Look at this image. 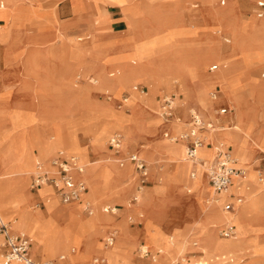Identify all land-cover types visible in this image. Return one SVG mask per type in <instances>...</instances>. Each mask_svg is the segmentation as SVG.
I'll use <instances>...</instances> for the list:
<instances>
[{"label":"rangeland","instance_id":"1","mask_svg":"<svg viewBox=\"0 0 264 264\" xmlns=\"http://www.w3.org/2000/svg\"><path fill=\"white\" fill-rule=\"evenodd\" d=\"M60 1L42 0L41 3L43 5L44 3H48L50 6L37 7L39 10L33 13L32 17L20 20L22 26L16 39L10 36L14 21L11 18L5 17L4 9L0 10V24L2 26L0 28V69H3L4 65H8L19 55L15 48L24 42L23 31L26 30L31 33L34 28L38 32H41L47 28L48 24H60V17H58L57 13ZM72 1L74 11L80 12L79 10L81 9L77 6L78 0ZM91 1L95 7L94 23L96 25L94 30H91L92 32L78 33L76 37H69L63 29L59 28L56 31L54 42L47 44L46 40L33 41L34 47H37L39 50L35 51L33 49L28 63L30 65L29 72L34 74L39 83L35 91L52 97L34 95L32 87H35L36 81L34 79H24L26 76L19 75L20 71L17 75H10L9 77L5 75L3 78L0 74V93L4 83H9L12 91L8 96L0 97V106L5 110L14 109L12 112L0 109V174L4 173L5 176L14 177L16 170L10 169L15 165L11 166L6 164V162L13 161L17 163L18 155L21 153L22 148L25 149L27 146L29 132L32 130H36L37 132L43 131L44 141L56 143L58 146L49 157H44L38 146H31L33 152L32 163L28 170L23 173L25 191L30 193V202L26 204V208L30 212L37 209L45 211L48 204L52 201L53 203L55 202L57 209L51 213V216L49 213L47 215L51 217L54 225L61 229H64L70 221L67 213L69 210L68 206L71 204L78 203L80 218L85 223L91 221L93 216L100 213L103 222L106 224L102 225V228L99 226L101 229L95 234L97 248L95 253L90 256L87 264H92L95 258H106L105 253L113 251L117 246H119V253L116 259L111 263L107 260L106 263L103 262L102 264H172L174 261L180 259L182 255H187L188 252L194 250L198 251L194 255L200 257L196 258L193 255H189L188 258L193 264H197V262H202L201 264H220L224 261H227L225 264H231L237 261L240 254L220 260V256L229 251L214 253L207 247L201 248L203 245L202 238L210 232H213L217 237V242H228L240 236L237 217L235 219L237 233L234 236L223 237L219 234V230L223 226L221 223L224 219L221 207H219L223 213L221 218L212 217L209 213L207 221H212L211 223L207 224L206 221L203 222L201 219H197L194 224L190 225L185 234L181 235L178 232H173V228L176 225L174 219L178 218L181 214L185 204L193 202L188 196L191 197L193 194V184L197 182L201 175L197 169V176L192 177L194 168L185 158L187 157L185 143L180 141V139L176 142L171 141L164 134V132L169 131L170 135L178 136L187 129L184 119L180 122H170V125L175 127V131L172 132L167 129L166 124L163 123L165 122V118L162 115L161 109L163 97L171 95L172 92L178 94L182 92V88L186 97L184 99L176 97L175 101L178 105L186 103L189 92L185 89V80L178 74L175 77L180 81L171 79L165 85L163 83L165 79H161L162 74L159 75L160 77L154 76V79L161 83V85L157 86L154 99L151 96V87L154 85V79L149 74H141L131 80L125 88L123 87V84L128 81L127 74L130 71H143L141 66L153 63L156 58L163 56H165L163 60H166V63L167 61L169 63L174 62L173 65L176 64V67L180 71H183L182 63L188 62L187 65L193 69V74L187 73L185 76L192 79L196 78L198 71L201 69L202 62L197 68L194 62L202 60V54L207 52V50L202 51L199 49L200 43L196 42L193 38L196 36L199 28L196 23L182 25L180 22H173V24L168 22L167 18L162 17L154 8L160 0H131L128 3H124L123 0H109V3H104V0ZM201 1L204 3H214L215 6L223 10L230 7L231 10V19L226 23L219 22L217 29L213 28L212 30L214 35H218L221 41L228 40V43L225 42L228 48L225 47L226 54L223 52V57L219 61L215 60V58H204L203 62L205 71L208 72L207 76L219 73L223 66L224 69L231 68L230 56H233L232 60H235V62L241 61L242 68L234 71L231 75L230 90L234 94V100H231L226 95L222 85L210 83L199 92L197 106L201 110L207 109L210 118H217L215 115L216 111L210 108L212 101L209 97L210 90L216 85L220 86L222 94L230 101L229 105L233 106L232 109H234V105L236 106L237 103L240 104L242 99L247 98L248 100V97L250 102H254L256 112L261 111L263 117L260 125L254 126L252 121L257 120L258 117L255 116L253 108L250 107L252 116L250 120L251 131L254 133L263 131L261 137L263 149L253 143L243 153L237 150L235 144L232 142L239 134L234 127L235 123L233 126L226 127L225 130L216 131V133L224 139L225 145L232 146L233 155L241 159H239L241 165L246 163L251 169L253 176L264 180V178L259 177L260 173L264 176V95L260 96L255 88L249 86V80L251 79H248L249 73L246 70L257 62V60L255 61L256 54L261 46L260 43L264 39L260 22V19L264 18V14L262 16L257 15L256 4L258 0H232L231 2L230 0H224V4H221V0ZM143 2L146 3L145 7H141L144 4ZM195 2L198 1L192 0L189 4H196ZM107 4H119L128 14L129 19L130 34L122 40L123 45L114 51L111 46L117 39L115 41H101L98 38V33H96L99 30L97 25L109 18L110 14L107 10ZM189 4L184 9L185 11H188ZM198 5L200 6V4ZM194 11L192 10V13ZM143 13L147 14V18H149V15L152 18L149 21L151 27L147 25L144 27L145 22L140 21V15ZM29 14L31 15V13ZM169 21H171V18H169ZM190 21L189 19L188 23ZM243 33L247 34L244 42H238V45L236 44L238 48L234 49L235 34L240 37V34ZM87 35H90L89 39H86ZM81 36H84L85 39L79 40ZM29 41L32 42L31 39ZM92 51H98V53H93L94 55H99L97 56L98 61H113L114 66H116L102 71L96 70L94 68L97 64L96 62L83 60L84 57L88 56L87 52ZM178 51L181 54H177ZM170 53L177 55L166 58ZM91 57L94 58L93 55ZM50 60L53 61V65H48ZM220 61L225 62V64H218ZM215 63L218 66H216L214 71L210 72L208 70L209 66ZM38 71H40V75L44 74L45 77L39 76ZM112 71H115V75L110 76L109 73ZM262 71H264V63L253 67V75L259 81L264 80ZM166 73L167 71H165L164 76H166ZM6 74L8 75V72ZM139 83L149 87L146 94L142 95L132 90V86ZM177 83L181 87V90L176 89ZM133 94H136L142 101L137 106L133 103ZM156 94L158 95V100L156 99ZM51 98L55 102V105L52 103L50 106L47 103L49 107L44 102H48ZM126 98L128 100L124 102L123 99ZM58 100L62 102L60 103ZM152 105H154L155 109L148 108ZM139 108H146L144 110L147 116L156 117L158 120L155 121L160 122L159 127L152 134V138L156 141H162L164 151L167 152L166 158L161 155L162 151H159V155L155 156L153 152L149 151L147 145H142L137 149H128L129 145L138 144L136 133L145 131L146 128L143 121H139L136 118L138 112L135 111ZM49 120H52V125L47 124ZM147 121L153 122L152 119ZM134 123L136 124V130L132 126ZM216 124L219 125V123ZM221 124L229 126L227 123ZM62 128L69 138H73V146L69 148L63 145V138L61 137ZM255 130L260 131L255 132ZM115 133H121L124 139L123 148L118 154H114V151L107 143V140ZM212 134L210 132V136ZM215 138L217 139L218 137L216 136ZM177 143H181L182 145L180 156L176 155L170 148ZM88 144L90 146H87ZM89 147L96 151L100 150L104 154L101 157L99 155L91 159L88 154ZM57 149H66L69 152L76 153L81 156L82 161L85 163V175L89 189L83 201L91 202L92 204L89 207H84L83 201L63 202L54 194L43 193L42 188L39 189L38 194L30 190L31 177L37 162L44 163L45 165L49 164L50 158L57 152ZM205 149L209 151L207 147ZM136 150L145 159L150 169V182L141 192L137 191L138 181L136 173L128 159L129 153L136 152ZM254 152H256L255 155H253ZM121 161L124 164L121 165ZM179 163L186 165V170L183 173H180L177 168ZM114 167L116 170L112 169ZM204 171L205 167H203V172H201L203 178ZM94 172H97L101 181L99 191H95L93 182ZM251 174L246 180L251 179ZM205 182L207 181L205 180ZM119 189L121 190L122 199L113 197L114 191ZM124 191L125 195L122 194ZM181 192H186L188 195L184 197L181 195ZM253 193L255 194V192ZM43 195L51 197V201L46 203ZM211 195L210 188H208L203 198L199 199V210L209 208L207 200ZM134 196H139L141 198L140 201L136 202ZM251 200V197H247V202L238 208L236 216L247 204L251 203ZM35 203L39 207L34 206ZM112 208H116V212H113ZM0 212L5 220L10 221L14 231H20L29 236L32 242L33 254L31 256L33 258L39 261H50L53 264H68L69 254L62 251V244L57 243L55 245V256L51 254L52 251L47 249V245L50 244V237L47 231L43 232L40 237L34 236L21 223L20 216L18 214L10 215L7 210L1 208V203ZM214 223L217 225L213 226ZM245 228L246 231L243 235L247 243L232 250L250 249L251 254L249 256L264 254V201L261 204L260 210L247 218ZM86 230V226L82 225L81 228L77 229V235L80 236L81 241L87 235ZM111 234L115 235V239L114 243L109 245L107 244V238ZM170 238L173 239V242ZM150 240L155 243L152 241L151 243ZM195 242H197V245H194ZM72 245L70 244L69 246V251L71 252ZM142 246H146L145 248L152 252V256L157 258L156 262H154L155 258L151 255L143 256ZM76 252L82 253L81 247ZM59 254L65 255V258L62 259ZM5 261L7 260L4 257L3 249H0V264H4ZM236 263L238 264V261Z\"/></svg>","mask_w":264,"mask_h":264},{"label":"bare ground","instance_id":"2","mask_svg":"<svg viewBox=\"0 0 264 264\" xmlns=\"http://www.w3.org/2000/svg\"><path fill=\"white\" fill-rule=\"evenodd\" d=\"M41 1L42 0H0V6H2L1 2L4 3L2 7L4 9L5 17L11 18V20L14 21L13 26H12V32H10L11 33L10 36L13 37V39H16L18 37L19 32L21 30L22 24H21L20 20H22L23 18H26V17H32L33 13L38 12L37 10H39V8H37V7L41 8V6H44L43 3H41ZM104 1H105L104 3H109V0H104ZM123 1H124V3H128L131 0H123ZM143 3L144 4L141 7L146 6V3L145 2H143ZM21 11H23L25 13V15L22 17L16 16V14L21 13ZM27 11H29V12H27ZM29 13H31V15ZM167 20H168V22L173 23V21H169L168 17H167ZM260 20H261L260 22H261L262 34H264V18H261ZM246 36H247V34H244V33L240 34V37L235 34L236 41H235L233 48L234 49L238 48L237 47L238 42L242 41V43H243ZM260 45L261 46L259 47V49L257 51L256 59H255V61L257 60V62L253 66H250L246 70L249 73L248 79H251V80H249V86L255 88L258 91L259 95L262 96V95H264V80L259 81L253 75V67H255L256 65H261L264 63V39L262 40ZM244 46H245V44H244ZM177 54H181V52L178 51ZM177 54L170 53V54H168V56H166V58L171 57V56H175ZM222 54H223V52H221L217 56L215 55L214 56L215 60H218V61L221 60V58L223 57ZM205 57L209 58L211 56L208 52L203 53L202 54V60L194 62L196 68L199 67V64H201V62H202L201 69L205 70L204 62H203ZM163 58H165V56L156 58L155 60H159V59H163ZM229 58H230L231 64H232L231 68L224 69V66H223V68H221L219 73H217L215 75L207 76V85L210 83H219L220 85L223 86V89H224L226 95L231 100H234V98H235L234 94L230 90L231 75H232V73H234V71L240 70L242 67H241V63H240L241 61L235 62V60H232L233 56H230ZM173 63L170 62L169 64L165 65V67L167 68V73H166V76L161 77V79H163V78L165 79V80H163V83L165 85L168 84V82L171 79H175V81H180L175 76L178 75L179 73L181 74V71L176 67V64L173 65ZM187 64H188V62L182 63V67H183L182 72H185L186 75H187V73H189L191 75V74H193V69H191ZM218 64L223 65V64H225V62L220 61V63H218ZM180 66H181V64H180ZM141 67L143 68V66H141ZM143 71H146V73L149 74V76L154 79V76L150 72H148L144 68H143ZM138 72H139L138 70L133 71V72L130 71L127 74V80L128 81L125 84H123L124 88L130 82L129 79H130L131 75H133L134 73H138ZM113 75L114 74L112 73L110 76H113ZM251 75H253V76H251ZM153 82H154V85L151 87L152 88L151 96H153L152 98L154 99L155 98V91L157 90V86L161 85V83H159L155 79ZM133 86H132V90L135 91L133 89ZM132 96H133V103L135 106L139 105L142 102L136 94H133ZM127 100H128L127 98L123 99L124 102ZM239 106H240V104L237 103V105H236V110H237L236 119H237V121L235 122L234 127L239 132L240 135L238 134V136L236 138H234L232 142L235 144L237 150H239L241 153L245 152L247 150V148H249V146L251 147L253 145V143H255L256 145L260 146L261 149H263V147L261 145V137L263 135L262 134L263 131H261L260 133H254L251 131V128H252V126L250 125L251 121H248L246 118L247 117V114H246L247 111L240 110ZM213 111H214V109H213ZM177 121H178V118H173L170 120V122H177ZM76 123H78V122H76ZM219 128L220 127H218L214 124L213 127H211L209 130L202 131L200 134H201V137L204 139V141H203V144L201 146H199L197 149V156L194 159H189L188 157H185L188 160V162L191 164V166H193V168H194L192 171V177H196L198 171L201 174L199 179L197 180V182L195 184H193V194L191 195V197L194 199V202L196 203V205H198L199 199L203 198V196L207 192V182H205V180L202 176V173H201V172H203V167H205L204 172H207L209 170V165L211 164V161L213 159V157H211V156L214 154V150L216 149V147L219 144H221L222 146L225 145V143L223 141L217 142L216 145H214L215 143H213V145L211 146L213 148V154L210 156L206 155L207 150L205 149L206 147H204V146H207V144H205V143H207L208 140L212 139L210 136V132L216 131ZM225 128H223V129H225ZM61 137L63 138V145H65L68 148L73 146L72 145L73 144L72 143L73 138L72 139L69 138L65 134L63 128H62V136ZM176 137H178V136L171 135V137H169V138L171 139V141L172 140L174 141ZM28 139L29 140L27 141V146L25 148L27 150L28 160L25 164V167L22 169L16 170V174L14 175V177L5 176L4 173L0 174V203H1V208L7 210L10 213V215L18 214L21 218V223L25 227H27L28 230L34 234V236L40 237V235L43 232L47 231V233L49 234V237H50V239H49L50 244L47 245V249L49 251H52L51 254L53 256L56 255L55 245L57 243H60L63 246L62 251L66 252V254H69V259L67 260L68 264H87L90 256L93 253H95V250L97 248L96 243H95V234L102 228V225H105L106 223L103 222V218L100 215V213H97L95 216L92 217L91 221L85 223L84 220H82V218H80L81 216L79 214L78 203L71 204L68 206L69 210H68L67 216H68L70 221L68 222V225L64 229L56 227L54 225L53 221L51 220V217H49L47 215V213H49L51 216L52 215L51 213L57 209V207H56L57 205L55 204V202L53 203V201H52L50 204H48L45 211L37 209L33 212H30L27 210L26 204L28 202H30L29 201L30 193L28 191H25V179H23L24 178L23 173L28 170L29 166L32 163V159H33L32 153L33 152L31 150V146H33V145L38 146L41 154L44 157H49L51 155V153L53 151H55L57 146H58L56 143L44 141L43 131L37 132L36 130H32L28 134ZM107 143H108V140H107ZM123 144H124V139L122 138V144H121L120 151L123 148ZM170 148H171V151H173L176 155H179V156L181 155V149H182L181 143H177L175 145H172ZM60 152H64L65 154H68V155H70V154L75 155L78 158L79 162L84 166L83 176H84L86 183H88L87 177L85 175L86 174L85 173L86 172L85 171L86 165L82 161L81 156L76 154V153L69 152L66 149H57V152L51 157L49 164H47V165H45L44 163H41V162L38 163L34 167L32 176H33V174H35L39 171V167H41L42 170H46L50 173L54 172L55 168L52 166L51 161ZM185 152H186V145H185ZM233 157L235 158V164L234 165L236 167H239L242 169L243 175H233L231 178L230 185H228L225 189H223L219 193H215L213 188L209 185V188H210L212 195L208 198L207 202H208V204H214V205L208 206L209 207L208 209L206 208L204 210H200V213L203 214V217L201 218V220L203 222L206 221L207 224L212 222V221L211 222L207 221V218H209V213L211 214L212 217H215V218H221L223 213H224V219H223V222L221 223V225H223V226L224 225H234V229H235L236 233H237V229H236V225H235V219L237 217L236 220H237V225L239 227L238 230L240 232V236L237 239L231 240L228 242H217V237L213 234V232L207 233V235L202 238L203 245L201 246V248L207 247L208 249H210L214 253L230 251L234 248L241 246L244 243H247V241L245 240L244 235H243V233L246 231L245 230L246 229L245 228V222L249 216L255 214L256 212H258L260 210L261 204L264 201V180H261L255 176H253V174H251V179L246 180L248 178V175H249L248 165L246 163H243L242 161L241 162L243 163L244 166L241 165L239 163L240 158L236 155H233ZM177 168L180 171V173H183L186 170V165L184 163H179L177 165ZM197 169H198V171H197ZM258 174H259V171H258ZM259 177L264 178V176H261V174H259ZM238 179L244 180V182L242 184L244 191L247 194V197H251L252 200H251V203L247 204L239 212L238 216H236L238 208L247 201V197L244 195V193L242 192L240 187H238L236 192L231 191L232 186L234 185L235 181ZM93 182H94V186H95V191H99L101 181L99 180L97 172H94ZM44 185H48V186H44ZM44 185H42L44 187H42V186L39 187V188H42L43 193L53 194V190H52L53 187L47 183ZM49 186H51L52 188ZM143 189H144V187H142V189H138L137 191L141 192ZM253 192H255V194ZM86 193H87V191L81 196V198L79 200H76V202L83 201V198L85 197ZM112 193H113V191H112ZM114 193H113L114 194L113 197H118V198L122 199L120 189L114 191ZM229 193H233V194L240 193L243 195V199L241 200L240 204L235 206V208H236L235 211H226L222 207L221 201L225 200V199H230L228 197ZM56 196H58V195L56 194ZM44 197H45L46 203L51 201V197H48V196H44ZM134 199L136 200V202H139L141 198L139 196H134ZM83 202H84V207L92 204L89 201H83ZM101 202H103V201H101ZM34 206L39 207L36 203ZM211 206H213V207L210 208ZM219 207H221L223 213L219 209ZM81 225L86 226V228H87V230H86L87 235H85V237H84L85 239L83 241H81L80 236L77 235V229L81 228ZM216 225L217 224H215V223L213 224V226H216ZM99 226H101V228ZM17 232H20V231H17ZM150 238H151V236H150ZM77 239H78V241H77ZM170 240L173 242L172 238H170ZM151 241L152 240H150V242ZM0 242H1V239H0ZM152 242L155 243L154 241H152ZM195 243L197 244V242H195ZM70 244H73L72 249H71L72 252L69 251ZM80 247L82 249V253L76 252L77 249ZM105 247H107V246H105ZM145 247L146 246H142L143 251L148 250ZM31 252L33 254L32 247H31ZM118 253H119V246L115 247V249H113V251H111V252L110 251L106 252L105 253L106 258H103V259L95 258V259H98L99 264H102L103 262L106 263L107 260L111 263L112 261H114L116 259ZM239 254H240V256L237 259L238 264H264V254H262V253L256 254V255H251L245 260V258L249 254H251L250 249L237 250V251H233L230 253L223 254L221 256L220 260H224L227 257H233V256H236ZM45 255H47V254H45ZM59 256L62 257L63 254H61V255L59 254ZM182 257L185 261L189 260V258H187L185 254L182 255ZM216 257H217V255H216ZM153 258H155L154 262H156L157 258L156 257H153ZM237 261L232 262V263L237 264L236 263ZM226 262L227 261H224L223 263H220V264H225ZM7 263H9V264H22V262L19 260H13L10 262L5 261L4 262V264H7ZM188 264H193V263H191L189 261ZM194 264H196V263H194Z\"/></svg>","mask_w":264,"mask_h":264},{"label":"crops","instance_id":"3","mask_svg":"<svg viewBox=\"0 0 264 264\" xmlns=\"http://www.w3.org/2000/svg\"><path fill=\"white\" fill-rule=\"evenodd\" d=\"M191 1L192 0H160L157 2V4L155 5L154 8L157 10V13H159L162 17L171 18V21H173L174 23L180 22V23H182V25H190L192 23H196V25L199 29H198L196 36L193 38L196 42L200 43L199 47H198L199 49H201L202 51L207 50V52L211 56L210 58L213 59L215 55L217 56L221 52L225 53V50H226L225 47L228 48V45H226L225 42L228 43V40L225 39V41H221L220 38L218 37V35H214L212 30H213V28L217 29V24L219 22L226 23L229 19H231L230 7L223 10V9H220L217 6H215L214 3H207V2L204 3L201 0H193V1H198V2H195L196 4L191 5V4H189ZM231 1L232 0H230V2ZM3 4L4 3L1 2L2 6H3ZM93 4L94 3L91 0H78L77 6L79 9H81V10H79L80 12H78V11H74L72 0H61L58 7H57L58 17H60V20H59L60 24H57V25L48 24L47 28L41 32H38L34 28L33 29L31 28L33 31L31 33H29L26 30L23 31L22 36H23L24 42L19 47L15 48L17 50V52L19 53V55L16 58H14L8 65H4L3 69L2 68L0 69L1 77L3 78L5 75H6V77H9L10 75L11 76L17 75L18 72L20 71L21 73H19V75L21 74V75L26 76V77H24V79H34L36 81L35 87H32L34 95L52 97L50 95H43V94L37 93L35 91L38 88L39 83H38L36 77L34 76V74L29 72L30 65L28 63L30 54L33 51V49H35V51L39 50V49H37V47H34L35 45H34L33 41L34 40H38V41L46 40L48 42L47 44H50V43L55 41L54 38L56 36V31L59 28L63 29L65 31L66 35L69 37H76L77 36L76 34H78V33L92 32L91 30H94V28L96 26L94 23L95 7ZM188 4H189V9H188V11L187 10L185 11L184 9L187 8ZM198 4H200V6ZM221 4H224V0H221ZM44 5L50 6V4H48V3H44ZM2 6H0V10L3 9ZM199 9H200V11H199ZM107 10L109 11V14H110L109 18L106 21L102 22L101 24L97 25V27H99V30H97L96 33H98V38L101 41H115V39H117V41L113 42L114 44L111 46L112 50L114 51L116 48L123 45L122 40H124V38H126L130 34L129 19H128V14L123 10V8L119 4H107ZM192 10L193 11L195 10V11L192 13ZM24 15H25V13L23 11H21V13L16 14V16H19V17H22ZM61 16H62V18H61ZM139 19H140V21L145 22L144 27L146 25L151 27V24L149 23V21L152 20V18H150V15H149V18H147V14L143 13L140 15ZM189 19L191 21L188 23ZM1 27L2 26L0 24V28ZM223 30L227 31L225 29H223ZM89 38H90V35H87L86 39H89ZM29 39H31L32 42L29 41ZM84 39H85V37L81 36L79 40H84ZM0 52H1V49H0ZM94 52L98 53V51L87 52L88 56L84 57L83 60H85V61L88 60L90 62H93V61L96 62L97 64L94 67L96 70L102 71L104 69L106 70L107 68L108 69L113 68V66H114L113 61H111V62L98 61L97 56H99V55H94L93 54ZM99 53H101V52H99ZM91 55L94 56L95 60L93 57H91ZM101 55H102V53H101ZM193 55H196V54H193ZM210 61H212V60H210ZM52 62L53 61L50 60L48 65L52 64ZM166 64H169V62L167 61V63H166V60L164 61L163 59H159V60H155L153 63L144 64L143 68L145 70H147L148 72H150L153 76L160 77L159 76L160 74H162L164 76L165 71H167V68L165 67ZM212 65L218 66L217 63L211 64L209 66V69H208L210 72L215 70V68L210 69V67ZM7 72H8V75L6 74ZM112 73L115 75V71H112L109 74L111 75ZM207 73H208L207 71L200 69L197 73L196 78H194V79H192L191 77H188V76L186 77L185 72L181 71L182 75L179 73L181 75V77L185 80L184 81L185 89L187 92H189V95L186 98V103H184L182 105L177 104V107L175 108V111H174V116L172 118H170V119L165 118L164 119L165 122H163V123L166 124L167 129H169L172 132L175 131L176 130L175 127L170 125V120L173 118H178L179 122L183 121V119H184V121L187 124V129H185L183 132L187 131L189 129V126H190L191 110L198 111L200 113L201 117L203 118V120L206 122V124L210 125L207 127L206 126L203 127L201 129V132L204 130H209L211 127H213L214 124L216 126L220 127L216 131H220V130L222 131V130H225L223 128H225V127L228 128L230 126H233V124L237 121V119H236V112H237L236 106L234 105V109H232L233 106L231 107L229 105L230 101L228 100V98L225 95L222 94L221 88L219 85H216L215 87H213L210 90V92H212V91L216 92V94H217L216 98L212 99L209 95L210 100L212 101V105L210 108H212V109H214V111H216V114L214 113L217 116L216 119L210 118L209 111L207 109L201 110L197 106L199 92L204 87H206V85H207ZM38 74H39V76H41L43 78L45 77L44 74L40 75V71H38ZM141 74H147V73H146V71H140L138 73H134L133 75H131L129 81L137 78ZM140 84H142V83H140ZM143 85H145V84H143ZM177 85H178V83H177ZM145 86H147V85H145ZM27 87H29V85H27ZM147 88L149 90L148 86H147ZM176 89L181 90V87H179V85H178L176 87ZM1 90L2 91L0 93V97H6L12 92L11 86L9 83H4L3 88ZM172 94H174L176 97H179L180 99H184L186 97L185 93L183 91V88H182V92H180L178 94H175L172 92ZM157 98H158V95L156 94V99ZM157 100H156V102H157ZM58 101L60 103L62 102L61 100H58ZM47 103L50 104V106L52 103L55 105V102H53L52 98L48 102H44V104H47ZM223 107L226 109V111L224 113H219L218 110L220 108H223ZM250 107L253 108L254 114H256L255 116L258 117L257 120L252 121V123L254 124V126H256L257 124L260 125L262 117H263V114L261 113V111L256 112L255 104L253 101L252 102L249 101V97H248V100H247V98L242 99V102L240 103L239 108H240V110L247 111V113H246L247 117L246 118L248 121H250L251 117H252ZM148 108H150V109L154 108V105L149 106ZM0 109L7 111V112H10V111L12 112L14 110V109L5 110L1 106H0ZM144 109H146V108H143V109L139 108L135 112H138L136 118L139 119V121H143V124L146 127L145 131H142L140 133H136L137 138H138V140H137L138 144H131L128 146V149H137V148H140V146H142V145H147L149 151L153 152L155 154V156L159 155V151H162L161 155L166 158L167 152L164 151V144H162V141H156L155 139L152 138V134L159 127L160 122L155 121V120H158L156 117L147 116ZM135 114H134V116H135ZM186 117H187V121H186ZM149 119H152L153 122H148L147 120H149ZM51 121L50 120L47 121V124L52 125ZM216 123H219V125H217ZM221 123H227V124H229V126H224ZM40 126H41V123H40ZM132 126L136 130V124L134 123ZM253 128H255V127H253ZM216 131L211 132V134L213 133L211 136V138L213 140L210 139L207 141L206 147L209 151L206 152V155H208V156L213 154V148L211 147L213 145V143L216 144L217 141L218 142L223 141L225 143L224 139L221 136L217 135ZM257 131L258 130H255V132H257ZM166 132H169V131H166ZM166 132H164V134ZM216 136L218 137L217 139L215 138ZM180 141H183L185 143V145L187 146V140L180 139ZM141 142H142V144H141ZM87 146H90V144H88ZM222 148L224 150L230 152L233 155L234 151L232 152V146L231 145H223ZM136 152H137V150H136ZM113 153L118 154L115 152H113ZM255 153L256 152H254L253 155H255ZM88 154H89V157L92 159V157H96V156L98 157L99 155H100L99 157H101L104 153L100 150L96 151V150H93L91 147H89ZM214 155H216V150H214V154L211 157H214ZM27 160H28L27 150L22 148L21 153L18 155L17 163L10 161V162H6V164L11 165V166L15 165V166H12L10 170H19V169H22L25 167ZM129 162L133 165V169L136 173V178L138 181V173L135 169V165L131 160H129ZM38 163H40V162H37V164ZM112 169L116 170L115 167ZM149 171H150V169H149ZM251 172L252 171L249 168V175L251 174ZM204 178L207 181V189H208L209 188V182L207 180V172H205ZM32 179H33V176L31 177V183H32ZM149 182H150V179H149V174H148L146 186L149 184ZM243 182H244V180H239V179L236 180L234 185L231 188V191L236 192L238 187H240L242 192L244 193V195L247 197V195L244 191L243 185H242ZM138 183H139V181H138ZM138 183H137V186H138ZM44 186H48V185H44ZM44 186H42V187H44ZM49 187H51V186H49ZM39 189L40 188L33 190L31 188V185H30V190L32 192H34L35 194H38ZM52 190H53V194L56 195L57 192L55 191L54 187ZM122 194L125 195V191L122 192ZM181 195L185 197L188 194H186V192H181ZM44 196H47V195H43V197ZM237 196H240L243 199V195L240 193H236V194L229 193L228 197L230 199L223 200L221 203L222 206L224 203H226L228 201L234 203L235 197H237ZM188 197L193 202L190 204H185L184 205L185 207L182 208L181 214L178 216V218L174 219V222L176 223V225L173 228V232H178L181 235L185 234L187 232L188 228H190V225L194 224V222H196L197 219H201L203 217V214L200 213L198 205H196V203L194 202V199L190 196H188ZM59 198H60V196H59ZM60 200H61V198H60ZM208 205L210 206L212 204H208ZM236 205H238V204H235V206ZM235 206H234V210H232V211H235V209H236ZM235 225H236V222H235ZM232 226L234 227V225H232ZM236 229H237V227H236ZM235 234H236V232H235ZM1 241H2V239H1ZM240 250H244V249H240ZM233 251H237V250H232V251H229L226 253H230ZM197 252H198L197 250L188 252L186 257L188 258L189 255L190 256L193 255L196 258L200 257L198 255H194ZM226 253H224V254H226ZM221 256H220V259H221ZM248 256L245 258V260L248 258ZM182 258L183 257H181L180 259H182ZM180 259L174 261L172 264H176ZM189 261H191V260L189 259L188 262ZM201 263L202 262H200V263L197 262V264H201Z\"/></svg>","mask_w":264,"mask_h":264},{"label":"built area","instance_id":"4","mask_svg":"<svg viewBox=\"0 0 264 264\" xmlns=\"http://www.w3.org/2000/svg\"><path fill=\"white\" fill-rule=\"evenodd\" d=\"M256 5L258 10L257 15L262 16L264 14V0H258ZM214 68H216V65L210 67V69ZM262 75L264 76V71H262ZM133 89L140 94H146L148 91L147 86L140 83L134 85ZM209 95L212 99H215L217 96L215 91L210 92ZM175 99L176 96L174 94L165 95L163 97L161 109L164 118L170 119L174 116V111L177 107ZM225 111L226 109L224 107L218 110L219 113H224ZM205 126L207 127L210 125L206 124L198 111L191 110L189 129L178 135L174 140H187L186 154L189 159H194L197 156V149L203 144L204 139L201 137L200 133L201 129ZM165 136L171 137L169 132H166ZM122 138L121 133H115L108 140L109 147L115 153H120ZM215 150L216 155H214L209 165V170L207 171V180L215 193H218L230 185L233 175H243V171L241 168L234 165L235 158L230 152L224 150L221 144H219ZM128 159L134 163L138 173L139 183L137 188L142 189V187H145L147 184L149 174L148 164L138 152H130ZM51 164L55 168V171L50 173L39 167V171L33 174L31 188L34 190L47 183L54 187L63 202L68 203L79 200L88 190V185L83 176L84 166L79 162L78 158L75 155H68L64 152H60L52 159ZM122 164H124L123 161H121V165ZM260 174L262 176V173ZM241 200L242 197L237 196L235 197L234 203L228 201L224 203L222 207L224 210L232 211L234 210L235 204H239ZM115 209L112 208V211L116 212ZM219 234L223 237H232L235 235V229L232 225H225L219 230ZM0 238L2 239L0 242V249H3L4 257L7 262L19 260L22 264H53L50 261H39L33 258L31 256L32 242L29 236L25 233L14 231L10 221L5 220L1 212ZM114 239V234L109 235L107 244H113ZM142 252L144 257L152 256L150 250ZM61 258L64 259L65 255ZM98 262V259H94L92 264H98ZM176 264H188V261L182 258Z\"/></svg>","mask_w":264,"mask_h":264}]
</instances>
